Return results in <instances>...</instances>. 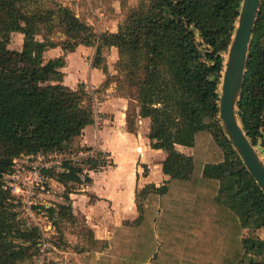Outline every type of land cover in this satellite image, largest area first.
I'll use <instances>...</instances> for the list:
<instances>
[{
	"label": "trees",
	"instance_id": "1",
	"mask_svg": "<svg viewBox=\"0 0 264 264\" xmlns=\"http://www.w3.org/2000/svg\"><path fill=\"white\" fill-rule=\"evenodd\" d=\"M146 1L129 11L115 32L95 35L68 6L0 0V264L25 257L26 248L13 237L35 243L40 234L37 227H18L14 197L2 188L13 160L23 153L70 149L93 122L89 90L82 83L75 89L63 84L61 56L44 58L47 49L59 46L50 35L55 28L64 34L65 48L95 46L92 66L105 73L104 86L113 75L103 50H118L117 69L124 70L118 90L129 100L127 129L135 131L138 118L149 119L150 146L165 152L162 172L169 176L159 186L136 189L137 217L116 228L108 245L100 246L103 254L87 251L84 263L264 264V194L218 119L224 66L219 48L230 41L241 0ZM14 30L24 35L20 50L8 48ZM262 42L259 12L238 116L251 143L264 151ZM104 161L85 163L95 170ZM65 165L62 172H49L64 187L65 202L44 207L49 219H73L70 194L90 180L81 176L82 166Z\"/></svg>",
	"mask_w": 264,
	"mask_h": 264
},
{
	"label": "rangeland",
	"instance_id": "2",
	"mask_svg": "<svg viewBox=\"0 0 264 264\" xmlns=\"http://www.w3.org/2000/svg\"><path fill=\"white\" fill-rule=\"evenodd\" d=\"M140 1L147 2L146 0H37L38 4L42 7H56L58 4L68 6L75 13L78 19L87 25L90 31L95 33V35H99L103 32H115L118 25L126 18L129 11L136 7ZM26 5L29 7V0H27ZM259 12H261L262 19L264 21V0L261 1ZM50 35L53 37L54 41L59 42V46L55 47V50L52 52L46 54L45 60L58 56L65 58V55L69 52L73 50L77 51L79 46H84L78 45L77 47L71 49L65 48V36L58 28H55L54 32ZM23 37L24 35L22 32L16 30L12 31L10 33L8 48L20 50L23 43ZM229 44L230 41L227 45L219 48V53L224 57V62L227 57ZM88 47L91 49L92 56L94 57L95 46ZM260 50L262 56L264 57L263 42L260 45ZM103 55L105 59V67L107 68L108 73L113 75V78L112 76L109 78L110 82L107 86L109 91L103 94H114L115 96L127 99L128 97L124 95L123 91L118 90L117 80H120L124 76V70L117 69V62L119 60L118 50L115 47H107L103 50ZM82 58L84 59L85 57L82 56ZM73 61L74 63L72 67L76 65V58H74ZM218 80L219 89L221 76H219ZM98 94L100 98L101 96H104L101 95V91H99ZM132 105H136V103L132 102ZM77 148L72 147L69 150H77ZM87 148L95 147L89 146ZM179 149L186 154L191 153L189 148L179 146ZM256 149L258 150L260 156L264 159V151H262V148L259 146L256 147ZM96 150L100 153L102 158L99 157L95 159H103L105 160V163L103 167H99L94 170V168L87 166L85 163L86 160H82L81 163L79 162L83 167V174L81 175L83 179L90 175V177H96V183L84 181L82 185H75V189H87L89 185V190H80L79 193L81 196L76 197L74 198L75 200L71 201L72 212L74 215L73 219H49L48 214L44 210V207L65 203L61 197L64 187L55 185L54 179V181L52 180L47 183L43 191L37 193L38 203L35 204V206L32 205V210L35 212L36 218L40 219L38 220V223L40 222L42 225L45 224L47 231L44 233L40 232L39 238L35 243L29 239L21 240L17 237H13L16 243H20L26 248L25 257L17 261L15 264H85L82 256L86 255L85 253H87V251L89 253L96 252V256H100V246L104 243H107L108 245L109 241L114 237L117 228L116 225L120 223L123 224L125 221H132L134 217H136L138 214L136 206L132 205L131 208L124 205L126 200L120 195H116V193L118 194L122 192V188L119 189V185H113L111 187L114 192V196L111 197V195H109L111 199L105 200L106 202L101 201L102 199L97 197L94 193L88 192L92 191V188H90L91 186H95V191L101 195L104 194L100 190L99 172H103L104 168H107L111 161V158L106 154V152L98 149ZM24 161L26 163V158L24 156H20L18 164H23ZM107 175L109 178L114 177L112 172H108ZM102 185L105 189L109 190V185ZM13 210L17 212L16 216L17 219H19L17 223L18 227L23 231H29V215H27L20 199L17 197L14 198ZM121 213H125V215H122ZM53 221H55L54 225ZM49 225L50 228H48ZM258 233L261 234V231ZM91 237L99 240V242H93ZM90 261L93 262L92 259Z\"/></svg>",
	"mask_w": 264,
	"mask_h": 264
},
{
	"label": "crops",
	"instance_id": "3",
	"mask_svg": "<svg viewBox=\"0 0 264 264\" xmlns=\"http://www.w3.org/2000/svg\"><path fill=\"white\" fill-rule=\"evenodd\" d=\"M53 50L55 48L47 49L44 53V58L46 54ZM74 51L65 55V58L63 57L64 66L61 68L63 72V84L75 89L78 84L82 83L86 88H100L101 95L108 92V85H103L106 79L105 73L101 68L92 66L93 56L91 49L88 46H79L77 51ZM82 56L85 58L83 59ZM74 58H76L77 62L72 67ZM127 108L128 100L123 97L107 93L103 97L101 96L99 110L103 116L102 121L97 124L93 118V122L86 125L81 134L75 138L74 147H95L98 150L106 152L111 158L108 167L104 168L103 172H99L100 190L104 194L101 195L95 191V186H91L92 191L88 192L94 193L102 199L101 201L106 202L105 200H110L114 196L111 187L119 185V189L122 188V192H120L121 194L116 193V195L123 197L126 200L124 205L132 208V205H135L136 189L149 184L159 186L169 179V176L162 172V161L165 158V152L150 146V141L147 137L150 124L149 119L138 118L135 124V131L131 132L127 129L126 124ZM177 148L179 149V145ZM179 150L181 151V149ZM108 172H112L114 177L109 178ZM88 177L90 179L89 183H96V177H90V175ZM54 183L63 187L57 181H54ZM102 184L105 186L109 185V190L105 189ZM88 188L89 185L87 189H77V193H71V201L81 196L80 190H89ZM121 214L125 215V213ZM120 224L116 225V227Z\"/></svg>",
	"mask_w": 264,
	"mask_h": 264
},
{
	"label": "water",
	"instance_id": "4",
	"mask_svg": "<svg viewBox=\"0 0 264 264\" xmlns=\"http://www.w3.org/2000/svg\"><path fill=\"white\" fill-rule=\"evenodd\" d=\"M262 0H241L218 89V119L247 172L264 194V159L238 116L248 51Z\"/></svg>",
	"mask_w": 264,
	"mask_h": 264
},
{
	"label": "built area",
	"instance_id": "5",
	"mask_svg": "<svg viewBox=\"0 0 264 264\" xmlns=\"http://www.w3.org/2000/svg\"><path fill=\"white\" fill-rule=\"evenodd\" d=\"M87 89L90 92L89 108L94 121L99 124L103 119L99 110L101 98L96 92V88L90 87ZM20 156L26 158V163L24 161L23 164H18ZM20 156L13 160L11 171L4 174L2 188L14 198L20 199L23 208L29 215V227H37L41 233L47 231V227L45 224L38 223L40 219L36 218L32 205L35 206L38 203L37 193L43 191L47 183L53 180L49 176V172L64 171L66 163L72 166H81L82 160L87 161L101 157L95 148L87 147H79L77 150L53 148L36 154L23 153ZM48 228H50V225Z\"/></svg>",
	"mask_w": 264,
	"mask_h": 264
}]
</instances>
